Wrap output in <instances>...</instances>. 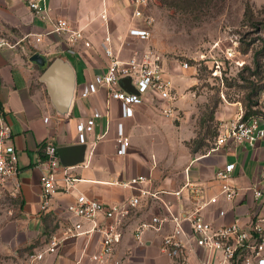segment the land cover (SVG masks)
<instances>
[{
  "label": "crops",
  "instance_id": "1",
  "mask_svg": "<svg viewBox=\"0 0 264 264\" xmlns=\"http://www.w3.org/2000/svg\"><path fill=\"white\" fill-rule=\"evenodd\" d=\"M48 2L53 16L68 19L74 28H85L91 44L86 46L80 41L71 45L64 36L48 33L49 26L22 0H0V36L14 45L0 49V104L13 128L21 183L16 196L7 193L0 199L1 264H30V253L44 248L50 235L62 234L67 225L78 220L67 208L79 193L110 205L139 195L140 189L149 193L142 196L140 206L131 208L129 215L117 220L99 214V223H119L123 231V238L111 256L102 261L92 258L95 254L103 255V234L88 231L92 222L82 220L85 232L64 240L58 252L47 253L33 264H200L206 254L194 242L190 245L194 251L183 263L161 250L163 237L172 232L174 221L162 222L159 229L149 224H153L154 216L169 217L168 206L177 216L193 209L194 185L204 188L208 196L219 194L221 181L216 173L226 163H235L231 183L238 193L231 201L222 199L210 205L204 212L206 219L219 227L235 221L248 225L257 215H264V193L257 199L252 188L256 185L264 190V138L255 146L229 143L213 151L211 147L205 153L192 152L186 141L194 137L193 132H187L182 123L176 125L175 117L160 114L153 104L137 106L134 116L124 117L122 103L113 99L107 115L105 89L89 97L80 95L95 75L108 67L107 35L111 36L113 50L120 58L131 56L133 44H145L146 39L129 34L131 27L143 26L142 18L134 16L137 7L134 0ZM140 9L145 12L146 8L142 4ZM35 53L44 56V65L32 60ZM53 54L54 58H68L77 72V96L67 118L58 113L41 80L42 72L54 59L50 60ZM166 66L176 81L183 76L181 82L190 83L187 69L178 63L166 62ZM176 103L182 105L183 100ZM239 105L222 103L216 113L217 120L222 123L236 116ZM93 110H100L103 115L88 135L83 160L71 169L79 180L75 187L65 190L63 164L58 174L59 190L49 208L43 210L44 168L40 164L45 158L43 146L47 142L58 147L81 144L76 125ZM119 122L124 123L131 139L125 155L117 154ZM104 130L106 134L102 135ZM142 173L149 178L146 184L123 187L115 183ZM8 187L12 189L13 185L10 183ZM221 209L224 215L220 214ZM185 228L190 229L188 222Z\"/></svg>",
  "mask_w": 264,
  "mask_h": 264
},
{
  "label": "built area",
  "instance_id": "2",
  "mask_svg": "<svg viewBox=\"0 0 264 264\" xmlns=\"http://www.w3.org/2000/svg\"><path fill=\"white\" fill-rule=\"evenodd\" d=\"M35 15L48 26V33H55L64 36L71 45L83 41L86 46L91 42L87 37L85 28H74L71 22L63 17L52 15V8L48 0H22ZM137 5L134 16L143 17L140 6L146 4V0H134ZM103 17L105 15L103 14ZM129 34L140 39H148L151 35L150 20L143 19V26H134L129 29ZM111 36L105 37L106 54L109 58L108 67L95 75L86 88L81 91L82 97H89L97 94L101 89L107 93L106 113L109 114L111 100L116 99L122 103L124 117H132L137 106L153 104L154 108L162 115L178 118V110L175 105L174 82L168 76L166 60L148 48L143 51H136L127 58H120L113 50ZM5 37L0 36V49L13 47ZM235 52H229L232 56ZM183 69L191 65L185 61L179 63ZM217 68H220L217 65ZM220 69L215 70L214 75H220ZM219 71V73H218ZM131 78V83L136 89L130 92L123 88L120 81L123 78ZM159 105H154V103ZM240 109L236 116L222 122L215 142L211 150H217L229 143H244L255 146L258 141L264 138V114L253 116L244 120V107L240 102ZM264 110V108H263ZM100 110H93L90 116L79 120L77 123L78 140L80 143L89 142L88 135L95 130L97 121L102 118ZM48 120V117L45 118ZM104 130L102 135H105ZM14 132L5 110L0 104V199L9 193L16 196L20 190L18 179L19 155L13 143ZM131 147V139L126 133L123 122H119L117 131V154L125 155ZM45 158L40 162L44 170L41 175L43 185L41 208L46 210L51 204L54 194L59 190L58 174L63 164L58 153V146L47 142L43 146ZM73 166H65L63 169V187L70 190L76 186L79 180L71 173ZM264 168V166H263ZM235 170V163H226L217 173L216 178L221 181L220 193L206 195L205 189L194 185L192 190L195 197L194 207L186 212L184 216H177L168 206L169 217H153V224L150 226L159 229L160 224L167 220L174 221L172 232L165 235L162 240L161 250L177 262H187L194 249L190 246L195 243L198 249L205 252L206 257L201 259L200 264H264V215H257L248 225H242L238 221L215 227L206 219L204 212L210 205L218 204L222 199L231 201L238 193V188L231 183ZM149 178L146 174H139L128 180H117L115 183L123 187L138 186L146 184ZM12 189H9V184ZM255 197L261 198L264 190L253 186ZM146 189H140L139 195L130 197L127 201L117 204L106 205L96 199L90 198L84 193L76 196L74 203L67 208L68 212L78 218L67 225L62 234H52L47 240L45 247L35 250L29 254V263L33 264L45 257L47 253L58 252L62 242L68 238L78 236L85 232L82 220L92 222L88 231H99L103 234V255L95 254L92 258L102 261L103 258L111 256L117 245L123 238V231L119 223H99L100 213L107 218H123L131 212V208L141 205L142 196L148 194ZM224 215L225 211L220 210ZM188 222L190 229L186 230L185 223ZM143 230H139L138 238H142ZM1 264V263H0Z\"/></svg>",
  "mask_w": 264,
  "mask_h": 264
},
{
  "label": "rangeland",
  "instance_id": "3",
  "mask_svg": "<svg viewBox=\"0 0 264 264\" xmlns=\"http://www.w3.org/2000/svg\"><path fill=\"white\" fill-rule=\"evenodd\" d=\"M247 3L254 11L253 22H258L259 27L245 19ZM144 6L141 18L150 20L151 35L145 44H133L130 53L151 48L170 64L187 61L191 65L186 76L190 83H182L183 76L176 81L167 68L179 112L174 123H182L187 132H193L194 137L186 141L192 152L205 153L220 131L222 123L216 117L220 105H244L250 92L244 78L257 80L246 70L253 66L252 52H243L241 45L261 48L264 0H146ZM229 52L235 53L231 56ZM217 69L220 75L215 76ZM180 99L183 104L177 105ZM260 106L264 107V92Z\"/></svg>",
  "mask_w": 264,
  "mask_h": 264
},
{
  "label": "water",
  "instance_id": "4",
  "mask_svg": "<svg viewBox=\"0 0 264 264\" xmlns=\"http://www.w3.org/2000/svg\"><path fill=\"white\" fill-rule=\"evenodd\" d=\"M32 60L45 64L44 56L35 53ZM41 80L45 82L51 101L58 113L69 117L72 113L77 96V72L71 61L64 56L55 57L44 69ZM120 84L126 90L135 92L131 78H123ZM62 164L73 166L81 162L85 154V144L63 145L58 147Z\"/></svg>",
  "mask_w": 264,
  "mask_h": 264
},
{
  "label": "trees",
  "instance_id": "5",
  "mask_svg": "<svg viewBox=\"0 0 264 264\" xmlns=\"http://www.w3.org/2000/svg\"><path fill=\"white\" fill-rule=\"evenodd\" d=\"M245 19L250 21L255 27H259L258 22H253L254 11L249 3L246 4L245 8ZM263 43L261 48L253 49L249 45H241L242 51L247 53L252 52V64L253 66H247L246 70L255 76L257 80H251L250 78H244L247 82L246 86L250 89L247 94V99L244 107V120H248L253 116L264 114V107L260 106V96L264 92V38H262ZM217 106V104H216ZM198 151V150H193Z\"/></svg>",
  "mask_w": 264,
  "mask_h": 264
}]
</instances>
